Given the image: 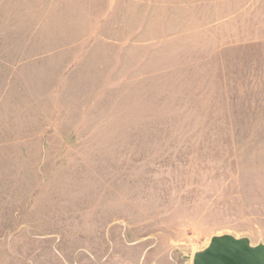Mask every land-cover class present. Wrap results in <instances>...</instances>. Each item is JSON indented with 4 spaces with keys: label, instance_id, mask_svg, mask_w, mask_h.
I'll use <instances>...</instances> for the list:
<instances>
[{
    "label": "rangeland",
    "instance_id": "1",
    "mask_svg": "<svg viewBox=\"0 0 264 264\" xmlns=\"http://www.w3.org/2000/svg\"><path fill=\"white\" fill-rule=\"evenodd\" d=\"M264 245V0H0V264H193Z\"/></svg>",
    "mask_w": 264,
    "mask_h": 264
},
{
    "label": "water",
    "instance_id": "2",
    "mask_svg": "<svg viewBox=\"0 0 264 264\" xmlns=\"http://www.w3.org/2000/svg\"><path fill=\"white\" fill-rule=\"evenodd\" d=\"M193 264H264V245L251 247L244 239L213 237L204 251L194 255Z\"/></svg>",
    "mask_w": 264,
    "mask_h": 264
}]
</instances>
